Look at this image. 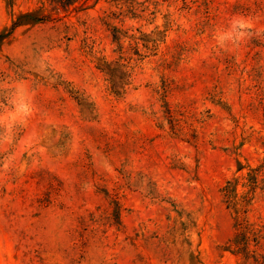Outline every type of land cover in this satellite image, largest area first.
I'll return each instance as SVG.
<instances>
[{
  "label": "rangeland",
  "instance_id": "1",
  "mask_svg": "<svg viewBox=\"0 0 264 264\" xmlns=\"http://www.w3.org/2000/svg\"><path fill=\"white\" fill-rule=\"evenodd\" d=\"M0 264H264V0H0Z\"/></svg>",
  "mask_w": 264,
  "mask_h": 264
},
{
  "label": "clouds",
  "instance_id": "2",
  "mask_svg": "<svg viewBox=\"0 0 264 264\" xmlns=\"http://www.w3.org/2000/svg\"><path fill=\"white\" fill-rule=\"evenodd\" d=\"M252 24L244 17L234 18L230 27L225 31H217L215 40L218 49L229 50V48H237L241 43L252 38L253 36L260 37L261 31L253 32Z\"/></svg>",
  "mask_w": 264,
  "mask_h": 264
}]
</instances>
